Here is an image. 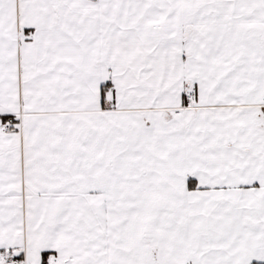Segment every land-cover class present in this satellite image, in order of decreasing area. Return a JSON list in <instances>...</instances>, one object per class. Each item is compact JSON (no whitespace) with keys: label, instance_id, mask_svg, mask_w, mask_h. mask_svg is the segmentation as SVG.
<instances>
[{"label":"snow or ice","instance_id":"obj_1","mask_svg":"<svg viewBox=\"0 0 264 264\" xmlns=\"http://www.w3.org/2000/svg\"><path fill=\"white\" fill-rule=\"evenodd\" d=\"M0 264H264V0H0Z\"/></svg>","mask_w":264,"mask_h":264}]
</instances>
